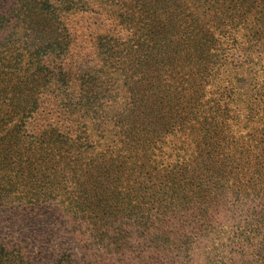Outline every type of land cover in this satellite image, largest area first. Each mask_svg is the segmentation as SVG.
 Instances as JSON below:
<instances>
[{"label":"trees","instance_id":"trees-1","mask_svg":"<svg viewBox=\"0 0 264 264\" xmlns=\"http://www.w3.org/2000/svg\"><path fill=\"white\" fill-rule=\"evenodd\" d=\"M94 1L0 0V206L61 199L83 240L103 199L152 203L157 191L179 198L203 191L229 200L257 188L264 0H101L119 6L114 19L127 33L99 35L102 63L72 71L60 62L71 45L65 15ZM237 50L251 66L231 65ZM126 58L127 65L114 66ZM240 66L253 72L242 74ZM93 130L117 137L103 164L84 147ZM180 136L189 145L183 152ZM18 141L19 157L10 160L8 144ZM127 156L124 186L108 187L103 178L96 190L78 170L84 162L108 177ZM143 169L169 190L142 187ZM0 264H31L28 248L0 240ZM54 264L75 260L64 252Z\"/></svg>","mask_w":264,"mask_h":264},{"label":"rangeland","instance_id":"rangeland-1","mask_svg":"<svg viewBox=\"0 0 264 264\" xmlns=\"http://www.w3.org/2000/svg\"><path fill=\"white\" fill-rule=\"evenodd\" d=\"M115 8L119 6L114 2L107 4L97 0L91 2L86 11L66 14L71 45L67 56L60 62L65 61L66 67L72 71L99 66L102 55L98 49V36L114 33L125 36L127 33L114 19ZM242 56L239 50L235 51L231 65L251 66L252 62L245 57V62L242 61ZM124 64H128V58L114 61L115 67ZM243 67H236V70L246 75L253 72L247 73ZM253 67L257 68L256 65ZM43 107L48 110L47 102ZM261 116V181L257 188L242 190L238 198L218 199L215 194L208 196L203 191L196 198H179L175 191H157V196L150 197L152 203L103 199L105 207L97 209L96 219H87L83 240L77 231H73L64 211L66 203L61 199L46 200L39 206L13 200L0 206V240L9 239L28 248L31 264H54L64 252L73 256L75 264H264L263 105ZM30 126H35V123ZM66 126H70L68 121ZM177 140L183 142L182 152L188 148L187 139L180 136ZM108 142L113 145H107ZM116 142L117 137L112 131L97 130L96 134L93 130L84 147H92L96 155L93 161L103 164L101 155L105 153L108 156ZM8 146L11 149L6 155L15 160L19 157L20 143ZM112 155L116 165V154L113 152ZM127 159L126 165H118L114 171H109L108 177L99 169L91 172L84 162L78 170L86 173L85 183L88 179L96 190L101 189L103 178H106L108 187L124 186L132 157L127 156ZM158 160L166 162L168 158ZM16 170L13 169L11 174ZM65 172L69 174V171ZM147 176L143 169L142 177L145 179L139 183L142 187L151 185L155 189L169 190V183ZM65 180L72 184L70 178ZM155 200L160 203H155ZM93 234H97L96 241L91 237Z\"/></svg>","mask_w":264,"mask_h":264}]
</instances>
